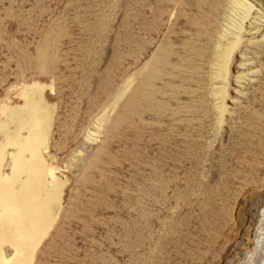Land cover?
I'll use <instances>...</instances> for the list:
<instances>
[{"label": "rangeland", "instance_id": "obj_1", "mask_svg": "<svg viewBox=\"0 0 264 264\" xmlns=\"http://www.w3.org/2000/svg\"><path fill=\"white\" fill-rule=\"evenodd\" d=\"M233 1L0 0V106L46 85L70 179L34 264H264V25L223 113L212 79Z\"/></svg>", "mask_w": 264, "mask_h": 264}, {"label": "bare ground", "instance_id": "obj_2", "mask_svg": "<svg viewBox=\"0 0 264 264\" xmlns=\"http://www.w3.org/2000/svg\"><path fill=\"white\" fill-rule=\"evenodd\" d=\"M232 10L235 18L213 64L212 79L223 83L214 92L222 113L230 59L245 35L253 29L257 33L264 25L260 24L264 17L254 15L255 4L249 0H234ZM249 20L250 30L246 28ZM45 88L44 83L33 82L19 92L23 104L0 106V264H34L59 219L70 182L47 158L54 106L47 102Z\"/></svg>", "mask_w": 264, "mask_h": 264}]
</instances>
